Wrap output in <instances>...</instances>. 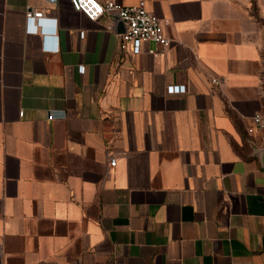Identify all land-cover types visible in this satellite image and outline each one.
<instances>
[{
  "label": "crops",
  "instance_id": "crops-1",
  "mask_svg": "<svg viewBox=\"0 0 264 264\" xmlns=\"http://www.w3.org/2000/svg\"><path fill=\"white\" fill-rule=\"evenodd\" d=\"M144 1L171 42L132 55L115 14L0 0V264H264V0Z\"/></svg>",
  "mask_w": 264,
  "mask_h": 264
},
{
  "label": "built area",
  "instance_id": "built-area-1",
  "mask_svg": "<svg viewBox=\"0 0 264 264\" xmlns=\"http://www.w3.org/2000/svg\"><path fill=\"white\" fill-rule=\"evenodd\" d=\"M69 4L73 11L83 15L88 21L95 22L104 14H115L125 24V32L118 36V51L120 53H130L132 55H139L142 51L143 43L152 41L160 47H168L170 39L163 33L162 23L157 17L148 12L144 0H140L133 6H122L117 4L114 0H69ZM44 13L28 8L25 12V20L27 24L26 31L29 34H42L39 25L44 20ZM84 33L80 34L82 38ZM79 73H83L84 68H78ZM216 83V80L212 81ZM184 86H169L166 89L167 94L184 93ZM23 113L20 112V116ZM49 119L53 120L55 115L49 114ZM264 130V113H258L252 117L251 126L247 131L252 134L257 131ZM109 166H115V159H109Z\"/></svg>",
  "mask_w": 264,
  "mask_h": 264
},
{
  "label": "water",
  "instance_id": "water-1",
  "mask_svg": "<svg viewBox=\"0 0 264 264\" xmlns=\"http://www.w3.org/2000/svg\"><path fill=\"white\" fill-rule=\"evenodd\" d=\"M263 153H264V151H263Z\"/></svg>",
  "mask_w": 264,
  "mask_h": 264
}]
</instances>
